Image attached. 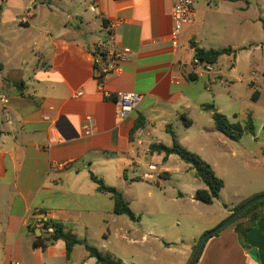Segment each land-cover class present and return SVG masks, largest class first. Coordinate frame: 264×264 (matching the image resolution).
<instances>
[{
    "label": "crops",
    "instance_id": "1",
    "mask_svg": "<svg viewBox=\"0 0 264 264\" xmlns=\"http://www.w3.org/2000/svg\"><path fill=\"white\" fill-rule=\"evenodd\" d=\"M174 4L0 0V95L8 100L0 101V264H96L84 245L74 246L68 257L64 241L47 242L53 229L45 221L62 225L123 264H190L194 245L184 244L181 236L168 239L173 225L163 224L158 199H150L152 189L146 190L147 200L141 189L133 198L127 193L139 184L151 188L145 173L157 175L161 187L162 178L192 170L176 155L165 159L163 153L150 151L152 145L171 147L169 130L215 169L209 142L215 138L220 148L226 137L217 132L212 112L203 109L210 99L204 97L208 83L203 91L196 82L207 75L208 82L216 83L212 72L239 83L249 75L252 87L261 81L264 86V0H196V22L184 28L178 48L170 38ZM111 28L118 47L130 53L121 74L100 86L98 45ZM193 45L231 48L234 53L222 55L211 72L202 73L194 63ZM223 57L231 61L224 76L219 65ZM190 74L198 79L190 80ZM118 92L142 95L139 107L124 119L117 118L116 103L107 97ZM87 117L93 124L90 135L83 128ZM174 126L184 130L183 140ZM259 136V130L254 136L245 134L237 148L256 159L244 140L256 142ZM92 174L122 192L141 219L114 214L113 201L98 191ZM196 178L179 176L191 188L193 201L196 191L204 189ZM263 193L264 185L240 203ZM237 205L225 209L218 225ZM246 221L210 238L198 264H264V217L242 240L235 227ZM208 231L203 228L201 237ZM39 239L47 246H38ZM118 239L124 243L120 252L113 244ZM251 250H256L257 260Z\"/></svg>",
    "mask_w": 264,
    "mask_h": 264
},
{
    "label": "rangeland",
    "instance_id": "2",
    "mask_svg": "<svg viewBox=\"0 0 264 264\" xmlns=\"http://www.w3.org/2000/svg\"><path fill=\"white\" fill-rule=\"evenodd\" d=\"M220 46L216 45L215 48H220ZM230 62V58L228 57H223L219 61L223 76L224 74H228ZM214 78L217 79L216 83L208 82L209 78L206 75L204 78L197 80L196 85L203 88L204 91V84L205 82L208 83L210 91H204V97L210 99H207L206 104L214 105V110L220 109L221 111L219 112L226 115L230 121H241L243 124L252 119L256 131H260V136L256 142H246L249 139L246 138L244 144L256 159L249 157L241 148L238 149L237 143L228 140L226 136L224 138L226 143H221L219 145L220 148L216 147L215 138L209 142L208 153H211L216 161L215 169L211 166L217 176L224 181L225 185L220 198L212 204L193 201L191 198V188L184 186L180 182L179 176L181 175L195 181V171L189 164L192 169L191 171H175L172 177L162 178L161 187L156 184L157 175L145 173L144 176L148 184L151 185V188H147L144 184H139L127 193L129 198H133L132 195L136 193V189H141V192L144 191L145 193L144 199L147 200L149 197L146 195V190L152 189L153 195L150 199H158L161 209V219L165 221L163 224L167 226L173 225L170 231L172 235L168 233V239L181 236L184 244H192L194 247L197 246L201 238V230L203 228L213 230V228L219 226L218 224L223 220L224 215H226V208H231L233 204H240L244 196L250 195L251 192L264 185V131L261 130V121H264L263 83L261 81V86L252 87L249 75H245L244 81L239 83L234 82L235 78H218L217 75L215 76L211 72V79L214 80ZM229 82L234 83V86L230 89L231 83ZM256 90L260 91V96L255 93ZM232 96L233 98H231ZM196 129L198 128H194L193 132L197 131ZM174 130L177 131V137L183 140L185 137L184 130H178L176 126H174ZM233 152H235V155ZM130 176H132V173H130ZM196 179L199 183V188H206L200 179ZM236 192L240 194L238 197H235ZM145 219L147 221V218ZM113 244L118 252L124 247V243L120 239L114 240Z\"/></svg>",
    "mask_w": 264,
    "mask_h": 264
},
{
    "label": "trees",
    "instance_id": "3",
    "mask_svg": "<svg viewBox=\"0 0 264 264\" xmlns=\"http://www.w3.org/2000/svg\"><path fill=\"white\" fill-rule=\"evenodd\" d=\"M193 48L195 49V59L202 63L210 65L216 64L222 55L234 53L231 48L204 50L197 47L196 45H193ZM188 78L192 81H196L198 79L197 75L194 74H190ZM203 109L212 112V118L217 132L223 134L232 141H240L245 134H250L253 136L256 134V128L252 119H249L243 124L239 122L233 123L229 120L226 115L222 114L217 110H214V105L212 104L204 105ZM190 124L191 121H185L186 126H190ZM138 127L139 125L136 128ZM169 132L173 137L172 146L166 147L164 145H152L150 147V151L163 153L165 155V159H167L170 155H176L182 161L191 165L192 169L195 171L196 177L200 179L206 186V188L199 189L196 191L194 199L205 204L214 203L215 200L220 198V194L222 192V189L224 188V181L217 176L212 166L208 162H206L197 153L191 152L185 147H183L176 139L174 133L171 130H169ZM91 177L92 180L96 183L98 191L110 196L111 200L113 201L114 214L119 216H127L132 221H139L141 219L139 215L135 214L132 211L129 203L124 199L122 192H120L115 187L108 186L103 179L96 177L93 174L91 175ZM260 195H264V193ZM256 197H258V195L253 198ZM253 198L247 199L235 206L232 209V213L237 211L241 206H243L245 203H247ZM262 217H264V200L246 209L243 214L232 223H237L241 219H247L245 223L237 224L235 227L236 232L240 236V239L244 240L246 234ZM44 224L46 228L53 229V232L46 239V241L51 243L56 242L58 240L64 241L66 244V251L68 257L71 254L74 246L84 245L90 257L95 258L96 264H123L122 260L116 257L114 254L110 252L101 251L97 247L90 245L87 241L78 239L72 233L65 231L62 225L51 221H45ZM217 234H215L214 236H216ZM36 243L38 246H47V243L43 242L42 239L37 240ZM195 251L196 246L193 249L190 262L193 259Z\"/></svg>",
    "mask_w": 264,
    "mask_h": 264
},
{
    "label": "built area",
    "instance_id": "4",
    "mask_svg": "<svg viewBox=\"0 0 264 264\" xmlns=\"http://www.w3.org/2000/svg\"><path fill=\"white\" fill-rule=\"evenodd\" d=\"M171 17L173 27L170 38L172 40V45L178 48L184 28L196 22V0H175ZM98 47L101 56L96 61L97 77L100 86H103L109 77L121 74L122 64L127 59L130 51L118 47L116 35L112 28L100 41ZM194 63L202 73L212 71V66L210 64L202 63L196 59ZM107 97L115 101L117 106L116 116L119 119H124L129 116L142 102V95L134 92H118L113 97L110 95H107ZM0 101L5 103L8 102L2 95H0ZM83 128L86 135L92 133L93 124L90 117L86 118V123ZM149 169L155 171L156 166L150 165Z\"/></svg>",
    "mask_w": 264,
    "mask_h": 264
},
{
    "label": "water",
    "instance_id": "5",
    "mask_svg": "<svg viewBox=\"0 0 264 264\" xmlns=\"http://www.w3.org/2000/svg\"><path fill=\"white\" fill-rule=\"evenodd\" d=\"M262 200H264V195H260V196H258L256 198L251 199L250 201L245 203L243 206H241L237 211L232 213L219 226H217L213 230H210V231L206 232L204 235H202V237L200 238V240H199V242H198V244L196 246V251H195V254H194L193 259L191 260L190 264H198V261L200 259L202 250L204 248V245L208 241V239H210L211 237H213L215 234L219 233L223 229L227 228L228 226H230L237 218H239L243 214V212L246 209H248L249 207L255 205L256 203H258V202H260ZM249 254L254 259H256V260L258 259L256 250H251Z\"/></svg>",
    "mask_w": 264,
    "mask_h": 264
}]
</instances>
